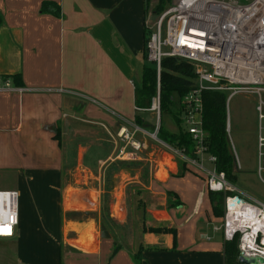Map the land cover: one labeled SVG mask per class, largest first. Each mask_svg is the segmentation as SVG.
<instances>
[{
  "label": "crops",
  "instance_id": "1",
  "mask_svg": "<svg viewBox=\"0 0 264 264\" xmlns=\"http://www.w3.org/2000/svg\"><path fill=\"white\" fill-rule=\"evenodd\" d=\"M46 2L57 4L59 14L54 6L46 10ZM148 6L145 0H0V77L19 73L20 84L13 83L26 89L0 91V173L15 172L21 187L35 177L32 186L49 188L52 201L44 216L22 205L14 264H224L225 241L216 229L222 217L213 213L206 172L187 163L180 174L179 158L155 146L146 129L135 135L141 151L127 147L118 156L119 127L138 125L135 77L151 26ZM77 122L82 129L69 134ZM252 122L239 166L247 171L255 170L258 152L256 117ZM168 192L180 204L170 207ZM68 213L95 216L81 222ZM103 225L109 238L100 235ZM143 225L174 227L175 247L172 234L143 232ZM115 243L120 248L113 253ZM141 244L167 250L145 248L138 263Z\"/></svg>",
  "mask_w": 264,
  "mask_h": 264
},
{
  "label": "built area",
  "instance_id": "2",
  "mask_svg": "<svg viewBox=\"0 0 264 264\" xmlns=\"http://www.w3.org/2000/svg\"><path fill=\"white\" fill-rule=\"evenodd\" d=\"M148 59L156 64L158 76L163 57H175L193 64L197 75L196 86L183 97L184 123L192 137L196 157L185 154L160 140L157 128L153 134L136 125L130 129L123 124L117 137L124 147L118 156H124L131 147L138 152L143 144L136 133L144 131L173 155L189 165L206 172L208 190L224 193V213L217 230L223 240H238V255L264 257V202L241 196L224 171L215 167L216 157L207 152L206 134L202 126V91H230L257 93L258 127L257 174L262 181L264 173V0H175L149 27ZM253 86H256L255 88ZM23 92L11 78L0 77V91ZM153 108L160 109L159 95ZM159 124H157V127ZM205 160L213 167L205 170ZM237 164V162H236ZM19 223V192L0 190V238H13Z\"/></svg>",
  "mask_w": 264,
  "mask_h": 264
},
{
  "label": "trees",
  "instance_id": "3",
  "mask_svg": "<svg viewBox=\"0 0 264 264\" xmlns=\"http://www.w3.org/2000/svg\"><path fill=\"white\" fill-rule=\"evenodd\" d=\"M172 0H159L155 13L161 14L170 5ZM149 5V0H145ZM46 10L50 6H54L53 14H59V6L53 2H46L44 5ZM150 29L146 27L144 34V50L142 57L145 62L141 68L140 85L135 87V105L137 114L135 121L143 129L155 131L157 128V136L160 140L167 144L183 149L185 154L190 157H196L194 144L191 135L186 130L184 123L185 108L183 105V97L196 86V72L193 64L185 60L175 57H163L161 60V69L158 76L156 64L148 59L147 43L150 39ZM11 78L15 84H20L21 75L19 73L12 76H2ZM226 91L204 90L202 91V126L206 134L207 152L216 157L215 167L218 171H224L227 179L235 184L238 169L235 160L233 148L231 146L228 135V116H227V95ZM160 97V120L161 123L157 127L156 123L151 120H144L140 115V111H149L153 99ZM167 114L174 120L177 126L176 131H170L163 125V115ZM178 157V156H176ZM180 161V174L186 172L187 162L178 157ZM209 197L212 210L215 216H223L224 213V193L209 190ZM169 206L180 204L176 193L168 192ZM75 213L73 214L76 216ZM89 214V213H88ZM71 215V214H67ZM143 232L154 233H170L173 235V246L175 247L176 229L174 227H146L142 226ZM120 245L115 243L114 252L116 253ZM145 248L151 250L165 251L167 248L159 246H144L141 244L135 254L138 263L142 260V252ZM238 240L224 242L223 254L224 264H240L238 261Z\"/></svg>",
  "mask_w": 264,
  "mask_h": 264
},
{
  "label": "rangeland",
  "instance_id": "4",
  "mask_svg": "<svg viewBox=\"0 0 264 264\" xmlns=\"http://www.w3.org/2000/svg\"><path fill=\"white\" fill-rule=\"evenodd\" d=\"M159 3V0H149V23L152 25L157 20L159 14L154 13L155 8L157 7V4ZM145 62L143 57L141 56V66ZM141 81V67L139 71V75L135 77V83L136 86L140 85ZM254 88L256 86H253ZM227 95V116H228V135L229 140L231 143V146L233 148V152L235 155V160L237 161V166H240V162L242 164L243 156L248 153L246 150L247 146V139H249L252 135V129H253V122L252 118L256 117V120L258 121V127H259V119L258 114L256 112V105L259 101V95L257 93H251V92H241L238 94H235L232 96L230 91L225 92ZM156 96L155 98H157ZM154 98V99H155ZM264 98V94H263ZM153 99V102H154ZM160 99V97H159ZM153 102L151 107L148 109L149 111H140V115L142 119L144 120H150L154 121L157 124L161 123V118L159 114L158 118V111L157 109L153 108ZM160 113V109H159ZM163 125L168 128L170 131H176L177 126L173 119L167 114L163 115ZM186 126V125H184ZM70 132L69 134L75 131V128L82 129L81 123L77 122L76 124H71ZM151 134L154 133V131H150ZM257 134H258V128H257ZM240 136H242V139H238ZM152 139H155L156 143L155 146L158 148L166 149L162 144L159 143L158 139L151 136ZM72 142V141H71ZM29 156V162L30 163H36V161L39 159L38 156H35L32 152L28 151ZM27 158V157H26ZM257 158H258V152L256 155V167L255 170L251 169L250 171H247L244 167H239L238 171V177L235 181V184L237 188H241L245 190L250 196L253 198L258 199L259 201L264 202V181L260 179V177L257 174ZM197 170V168H196ZM250 174L251 176L249 178L245 177L246 175ZM264 180V173L262 175ZM31 179H35V177L28 178L27 184L29 183V187H21L16 178V173L13 171H3V173H0V190H10L15 189L19 192V219L24 213L21 211L22 205L26 208V211L29 209V213H32L33 217L41 216L44 214H50L52 212V201L50 199V189L42 187L35 183L32 186ZM26 184V185H27ZM95 214L89 213V214H83L81 216H74L73 214L67 215L66 217L69 220H75L74 218H77V220H80L81 222L88 221L91 217H94ZM216 219V218H215ZM218 225L220 222L222 223L220 218H217ZM221 232V231H220ZM218 232V233H220ZM221 236V233L219 234ZM13 238H0V264H14V243Z\"/></svg>",
  "mask_w": 264,
  "mask_h": 264
},
{
  "label": "water",
  "instance_id": "5",
  "mask_svg": "<svg viewBox=\"0 0 264 264\" xmlns=\"http://www.w3.org/2000/svg\"><path fill=\"white\" fill-rule=\"evenodd\" d=\"M242 3H248L250 0H238ZM172 4L175 3V0L171 1ZM100 235L102 238H109L110 235L108 231L105 229L104 225L101 227ZM238 261L240 264H264V257L261 255H245L243 253H240L238 255Z\"/></svg>",
  "mask_w": 264,
  "mask_h": 264
}]
</instances>
